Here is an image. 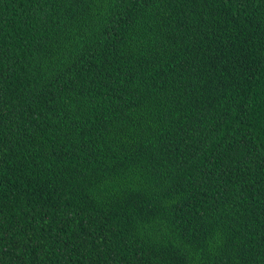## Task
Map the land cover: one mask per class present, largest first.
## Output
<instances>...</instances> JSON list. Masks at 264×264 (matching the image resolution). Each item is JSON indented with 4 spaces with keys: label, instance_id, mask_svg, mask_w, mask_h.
Returning a JSON list of instances; mask_svg holds the SVG:
<instances>
[{
    "label": "trees",
    "instance_id": "trees-1",
    "mask_svg": "<svg viewBox=\"0 0 264 264\" xmlns=\"http://www.w3.org/2000/svg\"><path fill=\"white\" fill-rule=\"evenodd\" d=\"M0 264H264V0H0Z\"/></svg>",
    "mask_w": 264,
    "mask_h": 264
}]
</instances>
